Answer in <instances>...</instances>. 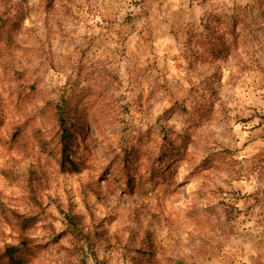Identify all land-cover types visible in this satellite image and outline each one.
<instances>
[{"label":"rangeland","instance_id":"1","mask_svg":"<svg viewBox=\"0 0 264 264\" xmlns=\"http://www.w3.org/2000/svg\"><path fill=\"white\" fill-rule=\"evenodd\" d=\"M0 122L27 264H264V0H0Z\"/></svg>","mask_w":264,"mask_h":264},{"label":"trees","instance_id":"2","mask_svg":"<svg viewBox=\"0 0 264 264\" xmlns=\"http://www.w3.org/2000/svg\"><path fill=\"white\" fill-rule=\"evenodd\" d=\"M51 112L54 122L53 140L56 154L61 153L62 163L67 162L72 166H76L70 154L73 153L76 139L81 136L83 129L86 128L82 115L83 110L71 107L69 103H57L51 108ZM166 158H170V153L163 149L160 160ZM81 159L86 162L84 157ZM78 164H81V162H78ZM132 179L134 183V178L132 177ZM133 183L129 181L130 190L135 187V183ZM65 218L69 232L76 237L79 233V218L70 214L66 215ZM32 257H36V253L30 247L29 239L26 237H22L17 245H7L0 249V264H27Z\"/></svg>","mask_w":264,"mask_h":264}]
</instances>
